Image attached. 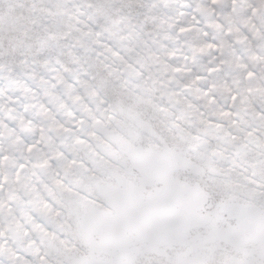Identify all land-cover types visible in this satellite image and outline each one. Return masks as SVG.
Here are the masks:
<instances>
[{
  "label": "snow or ice",
  "instance_id": "snow-or-ice-1",
  "mask_svg": "<svg viewBox=\"0 0 264 264\" xmlns=\"http://www.w3.org/2000/svg\"><path fill=\"white\" fill-rule=\"evenodd\" d=\"M0 264H264V0H0Z\"/></svg>",
  "mask_w": 264,
  "mask_h": 264
}]
</instances>
